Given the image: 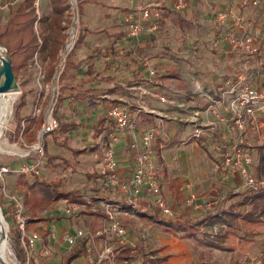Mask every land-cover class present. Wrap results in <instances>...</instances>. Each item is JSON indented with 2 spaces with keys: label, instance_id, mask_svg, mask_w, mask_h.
<instances>
[{
  "label": "crops",
  "instance_id": "0c3cea01",
  "mask_svg": "<svg viewBox=\"0 0 264 264\" xmlns=\"http://www.w3.org/2000/svg\"><path fill=\"white\" fill-rule=\"evenodd\" d=\"M252 1L248 6L241 7L234 0H185L186 8L183 10H176V0H77L74 4L81 17L77 37L81 33L83 41L73 57V63L78 68L71 70L62 82L59 114L64 116L65 122L75 123L77 128L64 135L63 139L67 138L70 146L71 139L74 140L72 133H78L81 128L89 131L90 139L87 141L90 144L80 150H93L89 155H81L79 161L85 162L86 173L93 177L90 188L94 195L82 194L80 203L88 199L93 207L101 201L118 203L123 207L119 221L127 230V243L121 246L116 239L110 242L116 251L117 264L121 252L128 248L134 259L125 264H135L139 257L144 264L149 260L158 264H213L211 258H206V252L210 255L212 250L229 251L231 255H250L264 245V223L240 221V228L236 230L226 225H208V216H219L227 207L231 194L250 188L245 187L237 171L224 169L222 161L215 159L204 141L193 137L195 126L190 123V118L198 115L202 123L216 124V130L206 128L202 140L214 135L231 146L245 139L240 134L242 132L232 129L222 95L227 91L225 82H238L241 75L247 76L246 84L264 89V0ZM9 2L0 0V10L6 11L5 5ZM48 2L52 9L50 0ZM145 6H153L160 11L158 29L154 32L143 30L138 37L131 38L127 18L130 17L132 22L142 21V8ZM230 8L244 18V27L239 35L252 34L260 39L257 40L261 45L259 55L233 51L228 44H216L226 33L238 31L231 20L223 25L216 21L219 13ZM152 70L157 72L154 77ZM236 84V90L246 85L240 81ZM60 90L61 85L58 92ZM160 96L183 103L185 108L164 104ZM214 102L218 104L212 109ZM115 105L128 108L133 121L131 128L119 129L111 122L109 111ZM215 108L227 122L218 121ZM249 126L255 130L251 137L257 140L264 137L260 136L264 122L257 119ZM150 127L160 129L154 143L156 163L160 168L164 198L175 211L176 220L164 217L155 207V197L146 192L139 198L136 208L128 205L124 195L111 191L100 175L103 152L112 148L119 161L121 178H129L135 170L136 154L143 148L142 136ZM233 134L241 136L236 139ZM112 136H117L119 142L114 143ZM245 144L250 143L247 141ZM46 146L48 149L49 145ZM256 146L264 145L258 141ZM32 157L16 167L32 163ZM94 158H98V164L88 161ZM217 170L219 176L213 178V172ZM258 186L264 187V179ZM192 194L202 203L214 201V208L210 212L193 210L187 204ZM91 208L92 205H89L86 214L94 212ZM96 212L104 214L102 210ZM90 218V228L85 230H91L93 218ZM104 219L105 214L101 227ZM159 220L189 222L201 233L211 236L228 233V237L223 249L203 247L182 232L176 234L165 229ZM59 221L39 222L32 226L49 233L47 239L43 238L52 251L55 252L61 245L58 248L61 254L55 256L54 253L53 257L45 259L66 258L85 244L86 255L81 257L84 258L82 264H90L86 241H80L77 247L70 250L63 240L65 234L80 228L66 232L64 225L60 226L61 229L58 227V224H64ZM53 227L56 228L54 239L48 231ZM96 243L99 248L102 247L101 238ZM131 246L136 247L133 249Z\"/></svg>",
  "mask_w": 264,
  "mask_h": 264
},
{
  "label": "built area",
  "instance_id": "2783aa9c",
  "mask_svg": "<svg viewBox=\"0 0 264 264\" xmlns=\"http://www.w3.org/2000/svg\"><path fill=\"white\" fill-rule=\"evenodd\" d=\"M24 0H11L5 5V8L16 7ZM238 1L241 7H246L252 0H234ZM41 0H36L35 8L37 14H39ZM72 8L74 9V4L72 3ZM176 10H183L186 8L185 0H176L175 4ZM161 18L160 11L153 6H145L142 8V21L132 22L131 18H127V23L129 27V36L131 38L138 37L143 30L148 32H154L158 29V20ZM228 20L233 21V25L238 29V31H230L226 33L222 38H219L216 42L217 45L228 44L233 51L246 52L253 55H259L261 53V45L257 43L259 39L257 36L248 34L247 36H240L239 32L242 31L244 27V18L239 14L234 8H230L226 12H221L217 15L216 21L219 24H225ZM66 26V23H64ZM76 34L73 35L72 40L66 43L63 52L61 54L60 68L65 61V57L72 51L75 43ZM264 41V32L262 35ZM260 40V39H259ZM0 51H3L0 48ZM156 71L152 70L151 75L156 76ZM58 78V77H57ZM52 81V91L53 95L56 91L55 82ZM235 80H228L225 82V87L227 91L223 92L222 100L226 104L227 110L229 112V121L232 122V129L237 132H245L250 122H254L259 117L260 113L264 114V91L253 88L247 83V76L241 75L238 78V82H242L245 87L236 90L237 86L234 82ZM58 90V88H57ZM44 91V93H43ZM18 95L22 94L21 88ZM43 93V94H41ZM36 99V105L34 106V116H40L44 112L43 103L47 98L45 90L40 87V92L38 93ZM59 95V92H58ZM57 95V98H58ZM160 101L164 104L177 106L179 108H185V104L177 103L175 100L168 98L166 96H160ZM51 103L46 112L45 118L43 120L41 139L35 145L30 147L36 151V155H33V161L30 164L22 165L15 170L9 167H0V181L3 183L1 187L4 196L9 200L11 207L8 210V216L13 221L15 228L18 230L19 239L24 252L26 253L28 264H41L35 258L32 257L33 251L39 244H43L41 255L44 258H51L54 256L52 248L45 242L43 236L38 231H29V219L27 216V209L25 207L23 199L16 195H11L7 190L4 182V176L11 173H18L25 177H32L39 180L45 179V174L43 171L42 163L45 157L43 149V137L46 134H52L56 132L60 127L59 120L53 115L54 107L57 99L51 97ZM218 103L214 102V105ZM216 110V108H215ZM216 115L219 122H227L225 117L221 112L216 110ZM109 118L117 128L119 129H129L133 125L130 112L127 107L115 105L109 111ZM190 123L195 126V131L193 134L194 138H201L205 132L206 128L210 130H216L215 123H208L207 125L202 123L198 115H194L190 118ZM160 129L158 127H150L147 129L143 136V148L136 154V166L133 174L127 178L122 179L119 172V161L116 157L115 151L112 148H107L103 152L102 165L100 168V175L106 180L108 187L111 191L115 193H121L126 198L128 205L136 208L138 200L143 193H147L150 196L155 197V207L157 210L167 219L176 220V213L171 209L164 198L162 191V183L160 178V168L156 163V155L154 150V143L159 135ZM112 141L114 143L119 142L117 136H112ZM243 144L245 141L242 139L238 143L233 145H227L220 142L218 145V150L221 151V159L223 167L226 171L233 169L237 171L245 185L246 188H254L257 186V181L251 176L249 169L252 164V159L249 154L244 150ZM27 158L30 156L27 155ZM189 187V186H187ZM65 208V216L73 217V215L88 209L89 205H92L91 210L96 212L102 210L105 214V219L102 227L93 232L91 230L77 229L74 233L65 234L63 237L64 243L67 244L70 250L77 247L80 241H86L88 244V255L90 264H117L116 251L111 245V239H116L121 246L126 245L125 237L127 230L125 226L119 221V216L123 212V207L114 202L101 201L98 206H94L90 200L85 199V202H71L69 199L62 200ZM187 204L190 205L195 211H206L210 212L214 208V201H208L202 203L198 201L197 197L192 194L187 200ZM51 238H56V228L53 227L51 230ZM218 233V231H216ZM102 239V247L97 246V239ZM136 246H131L135 248ZM135 264H144L142 258H138Z\"/></svg>",
  "mask_w": 264,
  "mask_h": 264
},
{
  "label": "rangeland",
  "instance_id": "374dc122",
  "mask_svg": "<svg viewBox=\"0 0 264 264\" xmlns=\"http://www.w3.org/2000/svg\"><path fill=\"white\" fill-rule=\"evenodd\" d=\"M6 1V0H1ZM70 4L72 3L71 0H69ZM74 2L77 4V0H74ZM51 9L49 6L48 0H41L40 4V10L39 14L42 15H50ZM9 17V8L6 9V11L0 10V21L1 23H5L6 20ZM81 22V17L79 16V12L77 7L72 8L69 10L68 13V21L66 23V35L67 40L66 43L70 42L72 40V37L74 34H78V28L79 24ZM75 25V31H73V26ZM76 38L74 41H76ZM66 45V44H65ZM64 49V48H63ZM62 51L59 53L58 58V64H57V70L55 72V75L57 72H59V77L57 78V81L55 82L56 91L54 92L51 88L53 78L49 81L47 78V73L49 70V63L43 61L41 58H39L37 55L34 57L33 60L29 63V68L26 73H20L18 74L17 81L18 84L22 90V94L18 95L17 99L13 103L11 114L8 117V121L6 124L5 129L3 130V134L0 137V142L2 144V148L4 151L0 150V167L6 166L9 167L12 170H15L18 165V163L21 164L24 160L28 159L27 155L33 156L36 155V151L32 149L31 143L34 142L33 145L37 143L38 140L36 138L38 137L41 139V133L39 132L40 128H34L30 134L25 136V138H22L21 135H19L18 127L20 126V122L26 120V119H32L39 120L38 122L44 120L46 112L49 108V105L51 103V97H54V99H58V90L57 88L60 85V75L64 69L65 61L67 56L65 57V61L63 62V65L61 68L60 62L62 60L61 54ZM2 52V51H1ZM4 52V50H3ZM2 55V54H1ZM59 67V68H58ZM264 80V78H263ZM255 82V81H254ZM43 87V90H45V93L47 95L46 100L43 103L44 106V112L40 116H34V106L37 104L36 99L38 97V93L40 92V87ZM61 89H62V83H61ZM264 91V89H263ZM44 93V91H43ZM41 93V94H43ZM62 93V91H61ZM24 102V107L19 108L20 104ZM261 123L264 122V114L260 113L259 111V117L257 118ZM23 126V123H22ZM89 131L83 130L82 128L78 130V133H72V137H74V140L71 139L70 146L76 149H82L85 147H88L90 144V141H87L90 139V135L88 133ZM190 132V130H188ZM242 137H244L245 143L248 141L250 144H245L244 150L249 154V156L252 159V164L250 166L249 172L251 176L257 181L258 184L261 183V181L264 179V174L258 173V154L254 150H250V147H254V145H257V142L260 141V143H263L264 145V137L260 138L259 140L256 139V137H251L252 134H255V130H252V128L249 126L248 129L245 132L240 133ZM56 135V134H55ZM239 134H233V137H236V139L241 136ZM64 135L58 136L59 142H62ZM246 136L248 140H246ZM255 136V135H254ZM260 136H264V127L260 131ZM50 137V136H49ZM48 138V137H47ZM201 141H204L206 143V146L212 151V154L214 155L215 159L219 162L222 161L221 159V151H219L218 145L220 142L225 143V140L220 141L219 138H216L214 135H211L210 139L202 140V137L199 138ZM44 143L49 145L47 149V154L51 156H58L59 159L54 160V162H48V156H45L43 158V171L45 174V179L42 181L50 186H55L59 192L64 193H72L74 198L77 200H80L78 202H82V194H87L89 196H93V189L90 188V182L93 178L91 174L86 173L87 169L84 165L85 162L79 161V157H75L70 149L67 147H64L60 144H55L53 137L51 136L47 140H44ZM226 144V143H225ZM56 145V147H54ZM69 145V144H68ZM90 152L86 153L85 155H89ZM102 154V152H101ZM88 158V157H87ZM82 160V159H80ZM88 161L95 162L98 164V158L97 159H88ZM97 161V162H96ZM220 165V164H219ZM91 169V167L89 168ZM213 178H217L219 176V171L213 172ZM88 174V175H86ZM20 174L18 173H11L9 175L4 176V182L7 190L11 195H16L23 199V201L26 200V197H29V191L27 184H32L34 181V178L32 177H24V182H27V184L22 183V179L19 180ZM1 187H3V183L0 181V208L4 217V224L7 226V237H8V246H9V257H10V264H21L19 260L16 257L15 253V245L17 241V237H19L18 230L15 228V225L11 218L8 216V210L11 207L9 200L4 196ZM97 191V190H96ZM98 192V191H97ZM64 204L62 201H59L57 203H51L50 205H47L43 207L42 209L37 211L38 217H50V216H57L61 217L60 221H63L64 224H58V227L61 229V225L66 227V232H69L70 230H76V228L81 229H89L90 223H91V216L88 214L79 213L73 215V217H66L64 216L66 213L64 211ZM87 210H84L85 212ZM28 219H31V212H27ZM59 221V222H60ZM56 223V221H55ZM43 224V223H42ZM38 224H36L37 226ZM38 228V226H37ZM20 238V237H19ZM43 244H39L36 249L33 251L32 257L35 258L37 261H39L41 264H62L64 261L65 256H61L60 258L57 256L54 261H47L42 255ZM61 245L58 247L60 248ZM56 248L55 252L53 250V254L56 255L61 254V251ZM57 252V254H56ZM211 258L213 264H262L264 261V245H260L259 251L254 254H237V255H231L229 251H214L212 250L211 255L209 252H206V258ZM84 258L77 259L74 264H82ZM28 262V261H27ZM25 264H28V263ZM0 264H3L0 262Z\"/></svg>",
  "mask_w": 264,
  "mask_h": 264
},
{
  "label": "trees",
  "instance_id": "16d2710c",
  "mask_svg": "<svg viewBox=\"0 0 264 264\" xmlns=\"http://www.w3.org/2000/svg\"><path fill=\"white\" fill-rule=\"evenodd\" d=\"M11 1V0H8ZM36 0H24L16 7H9V17L5 23L0 21V47L8 50L12 59V68L15 76L20 73H26L29 68V63L37 55L43 61L49 63V70L47 78L50 81L57 70L59 53L65 47L67 35L66 26L64 23L68 21V13L71 9L69 0H50L51 14L39 16L35 8ZM83 37L80 33L74 43L73 50L68 54L64 69L60 75V85L67 79L71 70L78 68L73 63L75 50L82 44ZM61 91L59 98L54 107L53 115L59 120V129L52 133L46 134L44 140L48 136H53L55 142L70 149L75 157H80L93 149H73L68 145V140L65 138L59 142L58 136L67 135L69 132L75 130L77 125L72 122H65L64 116L60 115V101ZM22 102L19 108H23ZM39 120L26 119L20 122L18 127L19 135L25 138L32 132L34 128H42L43 122ZM23 123V126H22ZM56 134V135H55ZM109 147V146H108ZM43 149L45 156H48V162H54L59 159L58 156H51L47 154V146L43 141ZM250 150L257 151L258 154V173L264 174V146H256L249 148ZM25 176L21 175L19 180L24 182ZM29 197L24 201L25 207L28 212H31V219L29 222L28 230L38 231L45 239L48 238L49 233L40 229H35L32 226L39 222H54L59 221L61 217H38L37 211L51 203H57L63 199H69L71 202H78L72 193L59 192L55 186L45 184L42 180L34 179L33 183L27 184ZM227 207L217 217L208 216V225L214 226L215 224L226 225L232 230L239 229L240 221H245L249 224L264 223V187L250 188L245 192L238 194H231L228 199ZM82 214L86 212H80ZM93 218L91 230L96 232L101 227V222L104 214L101 212L87 213ZM159 223L165 229L173 231L174 233H184L195 244L203 247L214 249H223V243L228 237V233H218L211 236L197 231L189 222L175 223L159 220ZM15 245L16 257L21 264H25L27 260L26 253L24 252L20 239L17 237ZM86 255V246L82 244L81 247L71 252L62 264H73L74 261ZM134 257L131 255V249H124L118 259V264H125L133 261ZM145 264H158L155 261L149 260Z\"/></svg>",
  "mask_w": 264,
  "mask_h": 264
},
{
  "label": "bare ground",
  "instance_id": "6f19581e",
  "mask_svg": "<svg viewBox=\"0 0 264 264\" xmlns=\"http://www.w3.org/2000/svg\"><path fill=\"white\" fill-rule=\"evenodd\" d=\"M17 93L0 95V137L6 127L8 117L11 114L12 106L17 99ZM0 150L4 151L0 142ZM5 220L0 208V262L3 264H10L9 246L7 237V226L4 224Z\"/></svg>",
  "mask_w": 264,
  "mask_h": 264
},
{
  "label": "water",
  "instance_id": "95a60500",
  "mask_svg": "<svg viewBox=\"0 0 264 264\" xmlns=\"http://www.w3.org/2000/svg\"><path fill=\"white\" fill-rule=\"evenodd\" d=\"M71 1L75 4L74 0ZM73 31H75V25L73 26ZM0 48L4 50V52L0 51V95L18 92L20 86L13 72L11 56L6 48ZM57 77H59V72L56 73L53 81H55Z\"/></svg>",
  "mask_w": 264,
  "mask_h": 264
}]
</instances>
